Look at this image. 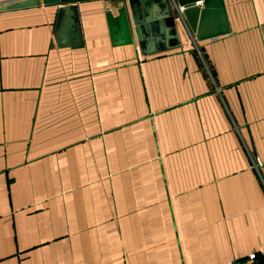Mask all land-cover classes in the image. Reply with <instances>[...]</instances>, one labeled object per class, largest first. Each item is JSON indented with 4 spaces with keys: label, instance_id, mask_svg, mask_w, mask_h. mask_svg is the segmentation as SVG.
Masks as SVG:
<instances>
[{
    "label": "crops",
    "instance_id": "obj_1",
    "mask_svg": "<svg viewBox=\"0 0 264 264\" xmlns=\"http://www.w3.org/2000/svg\"><path fill=\"white\" fill-rule=\"evenodd\" d=\"M223 2L153 53L117 0L71 2L78 46L60 5L0 11V264H264V0Z\"/></svg>",
    "mask_w": 264,
    "mask_h": 264
},
{
    "label": "water",
    "instance_id": "obj_2",
    "mask_svg": "<svg viewBox=\"0 0 264 264\" xmlns=\"http://www.w3.org/2000/svg\"><path fill=\"white\" fill-rule=\"evenodd\" d=\"M78 0H13L0 5V11L34 6L60 5L56 19L57 44L78 46L77 11L71 2ZM117 14L108 10L106 21L112 45H139L141 53L179 44L178 27L182 25L197 41L230 32L223 0H117ZM201 2V3H198ZM201 4V5H199ZM157 9V10H155Z\"/></svg>",
    "mask_w": 264,
    "mask_h": 264
},
{
    "label": "built area",
    "instance_id": "obj_3",
    "mask_svg": "<svg viewBox=\"0 0 264 264\" xmlns=\"http://www.w3.org/2000/svg\"><path fill=\"white\" fill-rule=\"evenodd\" d=\"M255 165H256V167H258V168H259V167H262L263 162L260 161V160H258V159H256V161H255ZM255 255H256V253L253 252V253L249 254L248 257H249L250 259H253V258L255 257ZM219 264H234V262H233V261H226V262L219 263Z\"/></svg>",
    "mask_w": 264,
    "mask_h": 264
}]
</instances>
